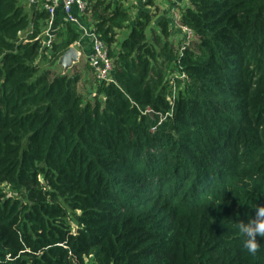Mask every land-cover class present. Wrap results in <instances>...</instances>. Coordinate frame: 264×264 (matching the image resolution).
I'll list each match as a JSON object with an SVG mask.
<instances>
[{
    "label": "trees",
    "instance_id": "obj_1",
    "mask_svg": "<svg viewBox=\"0 0 264 264\" xmlns=\"http://www.w3.org/2000/svg\"><path fill=\"white\" fill-rule=\"evenodd\" d=\"M129 1L82 17L114 62L84 99L51 69L79 29L58 9L43 46L47 12L0 0V264H264L236 228L264 206V0H186L181 53Z\"/></svg>",
    "mask_w": 264,
    "mask_h": 264
},
{
    "label": "built area",
    "instance_id": "obj_2",
    "mask_svg": "<svg viewBox=\"0 0 264 264\" xmlns=\"http://www.w3.org/2000/svg\"><path fill=\"white\" fill-rule=\"evenodd\" d=\"M28 4L32 6H38L44 9L48 16L45 21V27L39 35V41L41 45L50 47L55 39V33L58 28L56 21V15L58 9L62 11L63 20L74 24L81 36L75 40L72 44L78 53L79 48L82 45L81 39H87L90 43L89 52L86 55L87 63L90 66L94 78L98 81H110L112 80V71L114 69L113 58L109 55L108 47L105 42L95 33L94 28L83 22L82 17L87 14L91 7L92 0H26ZM143 2L146 0H142ZM172 6L168 15L172 16L174 28H180L184 33V38L179 46V53L189 45L194 39V33L191 28L181 24L180 12L184 7L183 0H171ZM180 78H185L184 73L179 74ZM172 82V81H171ZM172 88L174 86L172 85Z\"/></svg>",
    "mask_w": 264,
    "mask_h": 264
},
{
    "label": "rangeland",
    "instance_id": "obj_3",
    "mask_svg": "<svg viewBox=\"0 0 264 264\" xmlns=\"http://www.w3.org/2000/svg\"><path fill=\"white\" fill-rule=\"evenodd\" d=\"M23 2L25 4V8L27 10L30 9L31 5L26 3L25 0H23ZM132 7L136 8V6H134V5ZM152 9H154V8H152ZM152 9H150V10L152 11ZM137 15H138V11H136V13H135V11H131V17H130L129 21H133L135 19V16H137ZM155 16L153 15V17L149 23V26L146 30L148 36H150V31L152 29L156 30V31L159 29V26L157 24V20H158L159 16L158 17H155ZM130 23H132V22H130ZM118 31H119V33H118V39L119 40L122 39L128 33L127 28H123V29H120ZM194 38H195V36H194ZM57 39H58V37L56 38V40ZM170 39L175 45L178 46L176 37L171 36ZM81 57H82V55L79 56V60L76 63H74L71 68H68L67 70H69L68 71L69 73L75 72V73H78L80 75V79L78 82V89L81 92L84 99H90L91 98L90 93L93 91L92 87L94 86L93 83L95 82V78H94L92 70L88 66L87 62L85 61L84 58H81ZM41 65L43 67H49L50 63L47 60H44L41 62ZM51 69L53 70V72H62L64 70L63 67L58 64V62L56 64L52 65Z\"/></svg>",
    "mask_w": 264,
    "mask_h": 264
},
{
    "label": "clouds",
    "instance_id": "obj_4",
    "mask_svg": "<svg viewBox=\"0 0 264 264\" xmlns=\"http://www.w3.org/2000/svg\"><path fill=\"white\" fill-rule=\"evenodd\" d=\"M236 228L242 237L243 248L255 255L259 250L257 236L264 237V206L256 207L254 218L239 221Z\"/></svg>",
    "mask_w": 264,
    "mask_h": 264
},
{
    "label": "crops",
    "instance_id": "obj_5",
    "mask_svg": "<svg viewBox=\"0 0 264 264\" xmlns=\"http://www.w3.org/2000/svg\"><path fill=\"white\" fill-rule=\"evenodd\" d=\"M153 1V6H151V8L153 7L154 9H152V12H154L155 13V17H157V16H161L162 14H164V13H167V14H169L170 12V8H171V6H172V2H171V0H152ZM26 3H27V1H25ZM129 4H133L134 6H136L137 5V2H136V0H130L129 1ZM132 5V6H133ZM183 5L184 6H186L187 5V2H186V0H183ZM131 6V11H136V9L137 8H134V7H132ZM137 7V6H136ZM157 10V11H156ZM62 12V11H61ZM61 15H62V13H60ZM62 18V17H61ZM63 19V18H62ZM62 21H64V20H60V22L62 23ZM170 31H180L179 29H175V28H172ZM172 37L174 36V37H176L177 39L180 37L179 36V34H175V33H173V35H171ZM90 45L88 42L86 43L85 42V44H82L81 45V47L79 48V50H80V53H79V56H81L82 55V57L81 58H84L85 59V61L87 62V59H86V55H87V51H88V48H89V46L88 45ZM82 53V54H81ZM88 64V63H87ZM91 69V68H90ZM93 73V72H92ZM93 85H94V83H93ZM92 90H93V87H92Z\"/></svg>",
    "mask_w": 264,
    "mask_h": 264
},
{
    "label": "water",
    "instance_id": "obj_6",
    "mask_svg": "<svg viewBox=\"0 0 264 264\" xmlns=\"http://www.w3.org/2000/svg\"><path fill=\"white\" fill-rule=\"evenodd\" d=\"M79 60V53L77 49L69 45L67 49L58 58V64L63 67V72H66L68 68H71L74 63Z\"/></svg>",
    "mask_w": 264,
    "mask_h": 264
}]
</instances>
